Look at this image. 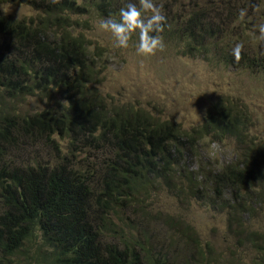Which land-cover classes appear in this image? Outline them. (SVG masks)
<instances>
[{
  "label": "trees",
  "instance_id": "16d2710c",
  "mask_svg": "<svg viewBox=\"0 0 264 264\" xmlns=\"http://www.w3.org/2000/svg\"><path fill=\"white\" fill-rule=\"evenodd\" d=\"M78 1L0 0L38 13L28 20L0 14V264H215L200 244L190 263L178 243L108 235L114 210L141 206L143 194L156 188L189 200L204 190L220 206L227 193L220 211L229 216L230 236L254 253L251 264H264V229L257 223L264 216V136L252 135L248 110L220 100L201 126L183 130L110 106L94 87L97 60L83 35L72 32V17L88 13ZM96 2L100 17L119 11L111 0ZM160 5L167 17L163 40L185 57L264 76L258 39L264 0ZM238 42L244 47L237 61L231 50ZM33 97L49 107L23 112L20 101ZM57 137L68 141L64 156ZM208 138L233 139L235 159L192 177L181 151Z\"/></svg>",
  "mask_w": 264,
  "mask_h": 264
},
{
  "label": "rangeland",
  "instance_id": "374dc122",
  "mask_svg": "<svg viewBox=\"0 0 264 264\" xmlns=\"http://www.w3.org/2000/svg\"><path fill=\"white\" fill-rule=\"evenodd\" d=\"M111 1L119 9L128 2ZM170 1L155 0V3L162 9L160 4ZM78 3H87L88 13L72 17L76 22L72 32L83 35L89 52L97 60L99 73L94 87L110 106L144 112L161 122L173 121L183 130H191L201 126L211 107L221 100L244 106L253 122L252 135L264 136V76L244 69L217 66L205 59L185 57L174 42L165 40L163 50L148 57L136 55L138 38L135 35L128 49H116L111 34L101 29L100 23L108 17L118 19L119 11L100 17L96 0L90 4L87 0H79ZM0 14L16 20H28L38 15L30 6L6 2H0ZM97 50L104 53L101 59L96 55ZM19 105L23 112L28 113L49 107L47 102L37 97L20 101ZM56 139L64 156L68 152V141L60 137ZM181 159L190 168L192 177L199 170L212 173L218 164L225 165L235 159V142L227 139L214 143L208 138L192 151H181ZM224 195L220 206L213 200L214 195L211 197L204 190L189 200L186 195L156 188L155 194H143L141 206L124 205L114 210L115 227H110L107 233L120 242H125L127 237L144 235L154 246L160 241L164 244L178 243L179 252L187 254L190 263H193V248L200 244L206 255L216 258L215 264H251V254L254 253L250 254L247 248L236 244L230 236L229 216L220 211L229 197L227 193ZM257 223H261L264 229V216L259 217ZM127 225L131 226L126 228ZM136 225L140 232L136 231ZM112 229L116 232L112 233ZM171 251L173 253L174 249Z\"/></svg>",
  "mask_w": 264,
  "mask_h": 264
},
{
  "label": "clouds",
  "instance_id": "9594fccd",
  "mask_svg": "<svg viewBox=\"0 0 264 264\" xmlns=\"http://www.w3.org/2000/svg\"><path fill=\"white\" fill-rule=\"evenodd\" d=\"M50 4H58L60 0H48ZM167 17L162 9L157 6L155 0H128L118 12V19L108 17L101 21L100 28L109 32L113 38V47L126 50L130 46V40L135 35V53L141 57L154 55L165 47L163 33L166 27ZM258 39L264 42V24L259 25ZM244 45L236 43L231 54L238 61Z\"/></svg>",
  "mask_w": 264,
  "mask_h": 264
}]
</instances>
